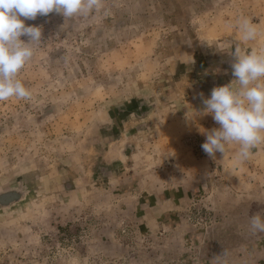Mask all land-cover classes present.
<instances>
[{"label":"rangeland","instance_id":"1","mask_svg":"<svg viewBox=\"0 0 264 264\" xmlns=\"http://www.w3.org/2000/svg\"><path fill=\"white\" fill-rule=\"evenodd\" d=\"M241 17L264 31V0H101L25 21L42 39L18 74L31 97L0 101V184L25 173L36 191L0 214V264H264L249 225L264 216V142L242 161L238 144L210 157L219 124L191 97L162 103L130 157L99 131L118 103L182 92V61L264 44L240 39ZM116 159L120 181L99 179L96 163Z\"/></svg>","mask_w":264,"mask_h":264},{"label":"clouds","instance_id":"2","mask_svg":"<svg viewBox=\"0 0 264 264\" xmlns=\"http://www.w3.org/2000/svg\"><path fill=\"white\" fill-rule=\"evenodd\" d=\"M100 8L101 0H0V101L31 97L18 74L32 59L34 46L41 43L42 28L27 26L26 20L53 12L64 18L87 16ZM236 28L243 42L264 36L248 17L239 18ZM231 55L234 79L213 88L210 98L202 101L203 112L197 114L211 115L219 124L206 133L203 151L210 157L217 152L224 156L227 145L238 144L237 160L242 161L264 142V44L245 50L237 43ZM249 225L254 233H264V216L252 215Z\"/></svg>","mask_w":264,"mask_h":264},{"label":"flooded vegetation","instance_id":"3","mask_svg":"<svg viewBox=\"0 0 264 264\" xmlns=\"http://www.w3.org/2000/svg\"><path fill=\"white\" fill-rule=\"evenodd\" d=\"M231 63L232 56L229 54H212L194 57L175 65L174 71L170 74L172 83L182 80L187 82L182 92L173 93V89L169 88L168 97L164 96L160 98L161 100L138 96L110 107L104 124L99 128L102 137L108 142L111 139L119 142L125 141L122 154L125 158L130 157L135 148L133 146L140 143L142 138L157 126V113L162 103L169 101V106H171V103L180 100V97V101L184 103L190 101V97L193 102L196 99L210 97L213 88L226 85L234 79L231 75ZM174 95L177 99H172ZM111 162L96 163L94 171L101 180L106 179L110 182L116 179L119 182L121 173L118 168L121 166L119 164L121 161L116 159ZM70 184L67 181L62 182V185L66 187L72 186Z\"/></svg>","mask_w":264,"mask_h":264},{"label":"water","instance_id":"4","mask_svg":"<svg viewBox=\"0 0 264 264\" xmlns=\"http://www.w3.org/2000/svg\"><path fill=\"white\" fill-rule=\"evenodd\" d=\"M35 191L36 179L25 173L0 184V214L24 207L34 199Z\"/></svg>","mask_w":264,"mask_h":264}]
</instances>
